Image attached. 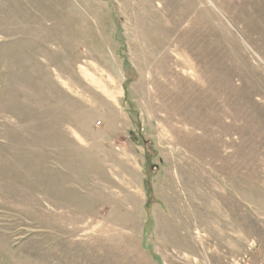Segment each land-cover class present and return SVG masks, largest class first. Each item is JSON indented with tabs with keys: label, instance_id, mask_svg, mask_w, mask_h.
Here are the masks:
<instances>
[{
	"label": "rangeland",
	"instance_id": "rangeland-1",
	"mask_svg": "<svg viewBox=\"0 0 264 264\" xmlns=\"http://www.w3.org/2000/svg\"><path fill=\"white\" fill-rule=\"evenodd\" d=\"M0 264H264V0H0Z\"/></svg>",
	"mask_w": 264,
	"mask_h": 264
}]
</instances>
